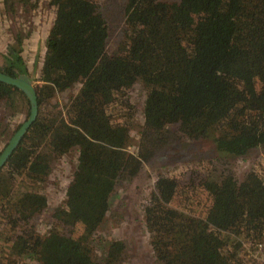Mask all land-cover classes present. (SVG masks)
I'll return each instance as SVG.
<instances>
[{
    "label": "trees",
    "instance_id": "16d2710c",
    "mask_svg": "<svg viewBox=\"0 0 264 264\" xmlns=\"http://www.w3.org/2000/svg\"><path fill=\"white\" fill-rule=\"evenodd\" d=\"M52 2L59 18L36 86L39 113L0 170V264H124V241L97 237L118 185L193 150L183 175L158 176L145 207L153 254L160 264H247L245 245L264 242V169L239 182L216 172L227 156L264 154V0H123L113 47L107 0ZM8 60L5 73L29 75L21 49L10 47ZM136 84L145 91L142 120L128 93ZM76 88L65 108L51 105ZM20 105L30 112L26 95L0 81L6 144ZM72 150L65 206L51 208L40 183Z\"/></svg>",
    "mask_w": 264,
    "mask_h": 264
},
{
    "label": "rangeland",
    "instance_id": "374dc122",
    "mask_svg": "<svg viewBox=\"0 0 264 264\" xmlns=\"http://www.w3.org/2000/svg\"><path fill=\"white\" fill-rule=\"evenodd\" d=\"M123 0H107L109 8L104 9L109 24V46H114L116 41L122 38L124 29V13L120 8ZM15 9V10H13ZM59 18V10L52 0H32L24 3L22 0H0V68L9 66L10 47L21 49V55L27 65L29 76L37 86L42 82V71L47 52V39L53 33ZM20 35L21 43L16 41ZM79 89V85L77 86ZM70 93L58 92L56 100L60 103L58 108H65L69 102ZM132 100L137 104L138 117H143V101L145 91L139 84L128 90ZM18 107V113L11 117V122L20 126L27 118L29 111L26 106ZM132 144L128 149L135 153L139 145L140 135L137 129L132 130ZM6 141L0 140V151L6 146ZM175 149V148H174ZM198 154L197 150L185 156L155 160L151 166H146L139 175L130 181L121 182L114 193L112 214L110 220L98 233L97 237L107 239H120L126 244L128 257L124 264H160L155 258L150 245V235L145 226V207L149 204L155 190V184L159 175L180 177L188 171L192 158ZM174 157V158H173ZM189 162V163H188ZM215 164V163H214ZM77 165V150L57 156L53 159L52 170L48 178L40 183L42 194L46 196L48 205L52 208L65 206L66 189L72 180ZM221 166V167H220ZM216 178L221 179L226 175L233 176L235 182L243 180L246 173L255 168L264 169V154L261 150L253 151L244 157H226L223 165L218 166ZM48 216V212L46 213ZM42 216L38 219L39 230L47 231L49 218ZM246 252L242 256L246 257ZM246 258H242V260ZM245 261L247 264H255L254 261ZM28 264H37L32 261ZM16 264H25L21 258Z\"/></svg>",
    "mask_w": 264,
    "mask_h": 264
},
{
    "label": "water",
    "instance_id": "95a60500",
    "mask_svg": "<svg viewBox=\"0 0 264 264\" xmlns=\"http://www.w3.org/2000/svg\"><path fill=\"white\" fill-rule=\"evenodd\" d=\"M0 81L22 91L26 95L30 103V112L26 120L14 132V134L0 153L1 170L2 167H4V165L8 162L14 151L17 149L26 133H28L31 125L36 121L39 113V100L37 87L34 84L32 78L27 74L13 76L0 70Z\"/></svg>",
    "mask_w": 264,
    "mask_h": 264
},
{
    "label": "built area",
    "instance_id": "2783aa9c",
    "mask_svg": "<svg viewBox=\"0 0 264 264\" xmlns=\"http://www.w3.org/2000/svg\"><path fill=\"white\" fill-rule=\"evenodd\" d=\"M246 259L254 261L255 264H264V242L257 246L245 245Z\"/></svg>",
    "mask_w": 264,
    "mask_h": 264
},
{
    "label": "flooded vegetation",
    "instance_id": "af4514ba",
    "mask_svg": "<svg viewBox=\"0 0 264 264\" xmlns=\"http://www.w3.org/2000/svg\"><path fill=\"white\" fill-rule=\"evenodd\" d=\"M1 70V69H0ZM1 71H3V70H1ZM4 72V71H3Z\"/></svg>",
    "mask_w": 264,
    "mask_h": 264
}]
</instances>
